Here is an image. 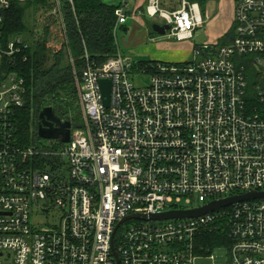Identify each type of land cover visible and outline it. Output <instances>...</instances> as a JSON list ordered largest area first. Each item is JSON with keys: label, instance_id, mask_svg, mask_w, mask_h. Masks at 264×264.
<instances>
[{"label": "built area", "instance_id": "1", "mask_svg": "<svg viewBox=\"0 0 264 264\" xmlns=\"http://www.w3.org/2000/svg\"><path fill=\"white\" fill-rule=\"evenodd\" d=\"M10 5L0 0V264H194L213 261L215 248L226 249L225 264H264L263 199L152 219L264 192V0H235L232 38L194 47L183 63L139 65L117 51L97 65L85 53L73 72L81 124L71 123L67 143L48 140L51 148L16 136L26 87L15 68L30 43L1 38ZM60 8L55 0L50 15L69 55ZM144 13L177 41L191 40L205 23L189 0L172 11L149 0ZM128 14L127 0H118L113 34ZM136 74L148 84L134 86ZM100 80L110 83L107 108ZM40 215L47 217L41 226ZM131 216L138 217L124 221ZM219 232L225 244L205 250Z\"/></svg>", "mask_w": 264, "mask_h": 264}, {"label": "trees", "instance_id": "2", "mask_svg": "<svg viewBox=\"0 0 264 264\" xmlns=\"http://www.w3.org/2000/svg\"><path fill=\"white\" fill-rule=\"evenodd\" d=\"M58 1L65 24L69 55L64 51L59 21L50 15L55 0H11L10 8L4 13L1 38L6 40L20 35L30 43L25 52L26 62L19 63L15 68L16 73L24 79L26 87L24 106L16 112L14 120L16 136L21 143L28 144L37 138V116L46 105H50L61 120L80 125L81 112L76 106L73 72L78 75L81 71L85 53L97 65L117 55L113 34L115 5L105 4L101 0H72L71 6L68 0ZM192 1L199 4L201 13L204 12L206 0ZM27 16L42 17L41 34L35 42L25 37L30 29L25 25ZM56 44L58 46L55 47ZM67 56L73 60V66L66 63ZM253 86L254 78L250 76L251 94ZM215 237L206 238L205 250L211 251L215 244H225L226 238L222 232Z\"/></svg>", "mask_w": 264, "mask_h": 264}, {"label": "crops", "instance_id": "3", "mask_svg": "<svg viewBox=\"0 0 264 264\" xmlns=\"http://www.w3.org/2000/svg\"><path fill=\"white\" fill-rule=\"evenodd\" d=\"M131 1L133 6L131 9L129 8L128 18H131L133 21L132 22L133 32L130 36V40H131L130 42L135 46H140V48L137 49L138 51H136V53L141 56H149L151 58L149 61H155V62L164 61L162 63L170 62L171 64H179L188 61L189 57L191 56L192 50L194 48V46L189 42V40L177 41L175 39L173 42H171V41H161L159 38L155 39L157 35L152 31H151L152 33L150 32L145 20V19L147 20L150 19L144 13L149 0H131ZM189 1L191 2V0ZM207 1L208 0H206L205 2L204 12L201 13L205 17V23L206 21L211 23L212 17H214V21L212 22V24L208 26L209 31H207V33L211 38L208 44L215 45L224 37H226L225 43H227L232 38L235 0H216L217 1L216 4L218 6H217V13H215L214 16H211V12H209L208 10ZM213 2L215 1L213 0ZM114 5L116 6L117 3ZM159 7L161 10L164 11L175 10L171 8L169 9V6H167L165 0H159ZM130 14L132 15V17ZM114 38H115V34H114ZM146 42H150L149 45H145ZM115 43H116V38H115ZM143 45H145L146 47H143Z\"/></svg>", "mask_w": 264, "mask_h": 264}, {"label": "rangeland", "instance_id": "4", "mask_svg": "<svg viewBox=\"0 0 264 264\" xmlns=\"http://www.w3.org/2000/svg\"><path fill=\"white\" fill-rule=\"evenodd\" d=\"M101 1L105 4H108V5H114L118 2V0H101ZM214 1L215 2H213V0L207 1L208 2L207 3L208 10H209V12H211V16H214L215 13H217V6L218 5L216 4L217 1L216 0H214ZM127 2L129 5V8L131 9L133 6L132 1L128 0ZM165 3H167V6H169V9L170 8L171 9H179L180 8V0H165ZM130 15H129V17H130ZM131 17H132V15H131ZM40 19H42V17L39 18L38 16L35 18H33V17L28 18V16H27V19H25L26 27L32 29V30L29 29L30 31L28 30V32H26L25 37L32 42H35L41 34L40 33V25H42V24L40 22L41 21ZM145 20H146V24H147V27L150 30V32L152 31L151 30L152 24H158V25L164 24V22L158 17L148 19V20L145 19ZM213 21H214V17H212V22ZM132 22H133L132 19L128 18L126 24H124L123 26H120L115 32L116 45H117L118 51L123 56H129L133 60V62H135V63L149 62V60L151 59L149 56H141V55H138L136 53V51H138L137 49H139L140 46H135L130 42L131 41L130 36L133 32ZM212 22L209 23L206 21L204 27L201 29H198L194 33V37L191 40H189V42L194 47L200 46L202 44H208V42H210L211 38L209 37L207 31H209L208 26L210 24H212ZM167 35L168 34H166L164 37H158L157 36L155 39L159 38L161 41H171V42H173L175 40L173 37H168ZM225 42H226V37L222 38L215 45H221V44L223 45ZM149 43L150 42H146L145 45H149ZM145 45H143V47H146ZM56 46H58V44H56L55 47ZM191 58H192V56L189 57V60ZM160 62H164V61H160ZM165 62H167V61H165ZM66 63L73 66V63L70 61V57L67 58ZM168 63H170V62H168ZM248 77L250 79L249 73H248ZM131 80H132L134 86H136L138 88H142L148 84L149 78H148V76H145V75L136 74V75L131 77ZM76 101H77L76 106H78V108L81 112L78 99H76ZM39 141H40L41 146H43V147L51 148L53 146V144L46 139L40 138ZM57 218H58L57 215L49 214L48 215V222L51 225H56L57 224V222H56ZM34 223L39 224L40 226L43 224H46L47 223V217L45 215H40L34 220ZM212 256H213V261L208 260V259H197L194 264H212L214 262L225 264L227 262V251L225 248H215L213 253H212Z\"/></svg>", "mask_w": 264, "mask_h": 264}, {"label": "water", "instance_id": "5", "mask_svg": "<svg viewBox=\"0 0 264 264\" xmlns=\"http://www.w3.org/2000/svg\"><path fill=\"white\" fill-rule=\"evenodd\" d=\"M151 30L157 36L164 37L169 31V26L152 24ZM99 87L101 90L103 105L107 108L109 106L110 101V83L108 80H100ZM37 120L38 121L36 136L38 138L46 140H59V142L61 143L69 142L72 124L69 121H62L59 117H57L52 107L47 105L43 106L38 113ZM73 126L75 128L79 127L77 125ZM256 199L264 200V192L248 193L242 196L227 198L190 211L164 213L161 215L154 216L152 217V219L166 220L172 218L198 217L200 215H204L212 211L230 206L233 203ZM137 217L138 216H131L130 218L125 219L124 221Z\"/></svg>", "mask_w": 264, "mask_h": 264}, {"label": "flooded vegetation", "instance_id": "6", "mask_svg": "<svg viewBox=\"0 0 264 264\" xmlns=\"http://www.w3.org/2000/svg\"><path fill=\"white\" fill-rule=\"evenodd\" d=\"M48 106H50V105H48ZM51 107V106H50ZM38 121V120H37Z\"/></svg>", "mask_w": 264, "mask_h": 264}]
</instances>
